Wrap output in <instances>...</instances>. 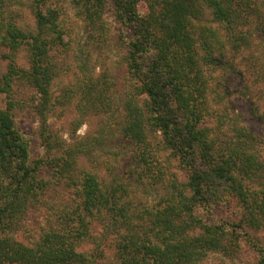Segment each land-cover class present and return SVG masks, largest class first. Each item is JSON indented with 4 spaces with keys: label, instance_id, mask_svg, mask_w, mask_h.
<instances>
[{
    "label": "trees",
    "instance_id": "obj_1",
    "mask_svg": "<svg viewBox=\"0 0 264 264\" xmlns=\"http://www.w3.org/2000/svg\"><path fill=\"white\" fill-rule=\"evenodd\" d=\"M85 1L84 11L94 20L102 0ZM144 1L148 11L139 14V0H112L133 87L122 133L138 144L153 137L186 172L184 182L172 181L165 206L147 214L148 228L135 222L141 217L129 206L119 205L126 188L117 181L114 167L109 166L112 174L106 181L77 167L78 157L91 156L92 148L82 142L65 147L48 125L57 75L53 50L64 42L58 11L45 8L44 0H32L34 25L23 28L17 15L5 11L7 0H0V46L8 50L2 54L8 62L0 73V93L10 96L14 81L34 89L37 102L32 107L43 147L41 155L31 156L27 136L14 118L16 100L0 107V264H200L212 252L233 249L238 242L231 228L264 226V197L253 185L264 170V132L255 135L247 126H233L224 136L210 122L205 71L218 62L212 50L217 44L223 47V40L205 27L202 31L208 33L194 35L208 12L239 47L240 41H248L239 26L248 18L251 0ZM252 1L257 2L254 9L264 8V0ZM21 48L26 50V68L16 64ZM90 83L84 79L81 89L98 108L103 92ZM137 95L144 96L141 104ZM51 190L61 194L59 204L65 207L54 211L47 202L35 229L38 238L18 239L26 211L45 202ZM230 200L240 208L238 220L215 218V206ZM97 217L102 231L93 235ZM87 241L93 242L91 248H83ZM255 247L258 256L251 264H264V243Z\"/></svg>",
    "mask_w": 264,
    "mask_h": 264
},
{
    "label": "rangeland",
    "instance_id": "obj_2",
    "mask_svg": "<svg viewBox=\"0 0 264 264\" xmlns=\"http://www.w3.org/2000/svg\"><path fill=\"white\" fill-rule=\"evenodd\" d=\"M44 1L45 8L58 11L64 41L53 50L57 75L51 85L53 105L48 112V125L53 136L55 139L60 137L65 147L72 145L75 148L79 142L87 143L93 153L78 157L77 167L96 172L104 181L110 180L112 168L109 166L114 167L112 170L116 172L117 181L127 189L120 196L119 205L129 206L134 215L141 217L139 221L134 219L135 222L148 228L144 223L147 214L156 213L165 206L172 181L184 182L186 172L175 165L153 137L149 136L138 144L130 139L129 134L122 133L125 105L133 99V87L124 62L126 42L119 34L112 0H102L94 20L89 19L84 11L85 0ZM31 2L7 0L5 11L17 15L23 28L32 27ZM254 2H250L246 22L239 26L248 41H240L239 47L232 45L225 30L212 20L208 12L199 17L201 22L197 21L199 25L194 27L195 36L208 33L202 31L205 27L215 30L214 36L223 40V47L217 44L212 50L218 65L209 66L205 74L207 104L213 113L209 119L220 127L224 136L232 133L233 126L237 129L247 126L255 135L264 132V8L254 9L257 6ZM137 11L147 13V2L139 0ZM7 51L0 46V73L6 71L8 60L2 54ZM16 64L24 68L28 66L24 48L17 52ZM87 78L91 79L90 84L97 83L102 89L98 108L90 105L81 89ZM138 97L141 104L144 96ZM9 100H16L14 118L27 136L31 156L41 155L39 121L32 107L37 102L34 89L22 81H14L10 96L0 93V107L4 108ZM261 173L262 179H257L253 185L256 194L264 197V170ZM60 198L61 194L51 190L45 195V202L38 201L29 207L18 230V239L24 242L36 240L38 232L35 229L40 227L43 214L45 216L46 203H50L54 211L60 210L65 207L59 204ZM233 201L215 206L214 217L227 222L237 221L241 213ZM201 214L211 215L202 211ZM92 230L93 235L101 234L98 217L94 218ZM231 230L238 242L233 249L212 252L200 264H251L256 261L258 252L255 246L264 243V226L259 230L245 226ZM111 242L109 235L106 250ZM91 246L93 242L87 241L83 248Z\"/></svg>",
    "mask_w": 264,
    "mask_h": 264
}]
</instances>
